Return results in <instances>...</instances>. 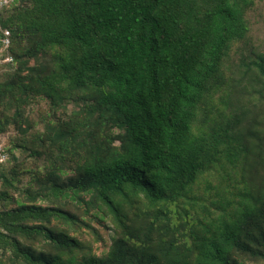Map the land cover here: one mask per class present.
<instances>
[{
	"label": "trees",
	"instance_id": "1",
	"mask_svg": "<svg viewBox=\"0 0 264 264\" xmlns=\"http://www.w3.org/2000/svg\"><path fill=\"white\" fill-rule=\"evenodd\" d=\"M259 1L0 9V264H264Z\"/></svg>",
	"mask_w": 264,
	"mask_h": 264
},
{
	"label": "rangeland",
	"instance_id": "2",
	"mask_svg": "<svg viewBox=\"0 0 264 264\" xmlns=\"http://www.w3.org/2000/svg\"><path fill=\"white\" fill-rule=\"evenodd\" d=\"M3 6H0V9ZM257 6L258 7L251 12V19L253 23L252 34L257 43L264 45V0L259 1ZM46 107H47L46 105L41 106L40 109L44 111ZM41 115H42L41 113H35V120L38 121L37 127H41L43 125L41 123ZM15 133L16 131L13 128H11L5 135L1 137L0 142H2L5 145V147L10 146V139L15 136Z\"/></svg>",
	"mask_w": 264,
	"mask_h": 264
},
{
	"label": "built area",
	"instance_id": "3",
	"mask_svg": "<svg viewBox=\"0 0 264 264\" xmlns=\"http://www.w3.org/2000/svg\"><path fill=\"white\" fill-rule=\"evenodd\" d=\"M11 0H0V6L6 5L10 2ZM10 31L6 30L5 31V45L8 46L10 44ZM10 159V153L8 152L7 148L5 147V145L0 142V163L6 162Z\"/></svg>",
	"mask_w": 264,
	"mask_h": 264
}]
</instances>
